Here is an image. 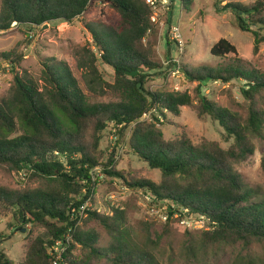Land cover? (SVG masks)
Masks as SVG:
<instances>
[{"label": "trees", "instance_id": "1", "mask_svg": "<svg viewBox=\"0 0 264 264\" xmlns=\"http://www.w3.org/2000/svg\"><path fill=\"white\" fill-rule=\"evenodd\" d=\"M180 1L189 12L193 0ZM101 3L117 15V20L88 29L100 58L114 69L115 81L103 82L97 58L89 52L92 78L86 85L95 94L105 90L102 85L112 89L117 94L113 102L92 103L67 63L46 60L41 86L27 74L17 72L23 54L16 50L0 53V65L3 61L14 74L11 96L0 102V170L10 175L23 172L31 184L39 185L24 190L0 187V224L9 220L8 227L16 225L17 230L32 226L21 264H52L48 247L52 240L69 232L72 243L66 256L68 264H159L152 249L155 242L133 238L123 210L112 208V216L90 210L83 225L71 221L72 208L83 204L92 190L81 181H90L98 166H103L106 176L122 180L129 189L143 190L160 206L167 204L166 228L181 221L175 219L176 213L189 210L191 215L205 216L213 223L212 230L202 232L210 243H264V192L247 185L236 171V165L255 155L256 141L264 140V72L245 65L236 47L221 39L210 54L215 59L235 55L228 64L195 70L182 67L187 80L198 83L195 97L188 92H156L148 84L161 77L165 68L154 60L155 46L149 39V31L154 30L152 10L144 0ZM92 4L93 0H1L0 32L9 31L14 24H72ZM224 9L237 15L235 27L252 33L258 53L264 44V0L248 5L228 3ZM172 24L170 17L168 31ZM166 46L168 59L172 48L169 40ZM135 72L137 76L129 75ZM235 80L245 84L242 94L249 102L246 118L200 94L204 83L228 84ZM185 107L200 120L211 117L233 144L228 149L207 139L196 144L185 129L176 139L166 140L161 128L175 123L167 120L165 111L180 118ZM153 110L163 121L155 114L153 121L142 120ZM112 123L118 135L128 136V151L160 171V183L118 170L115 154L101 164L105 158L100 151L103 135ZM97 227L110 236L107 247L100 246ZM10 239L0 234V264H15L1 249L2 242Z\"/></svg>", "mask_w": 264, "mask_h": 264}, {"label": "rangeland", "instance_id": "2", "mask_svg": "<svg viewBox=\"0 0 264 264\" xmlns=\"http://www.w3.org/2000/svg\"><path fill=\"white\" fill-rule=\"evenodd\" d=\"M257 0H193L190 11H186L180 0L174 1L172 10V23L180 26L183 39L187 44L183 59V66L188 70H195L202 66L217 68L232 61L235 55L227 59H215L211 56L212 47L221 39H226L237 49V55L244 64L264 72V44L259 52L255 53V38L252 33L241 32L235 27L237 15L226 11L224 6L228 3H241L248 5ZM1 4V0H0ZM117 15L105 7L101 0H93L91 8L74 23L54 22L41 27H27L14 24L7 32H0V53L16 50L24 55V60L17 72L27 74L44 85L42 81L43 63L48 59L67 63L77 78L81 88L91 98L92 103H109L117 100V94L105 85V90L97 94L90 92L86 82L92 76L88 69L90 54L97 58V67L103 82L114 84V69L102 61L97 51L88 26L99 27L115 23ZM167 24L156 23L149 37L155 46L154 60L165 68L164 74L155 78L148 87L156 92H188L195 97L198 92V83L187 80L183 70L179 76L168 75V67L164 65V57L168 53L166 46L169 40ZM251 30H256L252 27ZM264 34V31H263ZM145 39V43L147 42ZM171 43V42H170ZM172 44V43H171ZM173 45V44H172ZM175 48V47H174ZM171 49V48H170ZM169 49V50H170ZM173 50V47L170 51ZM0 71V102L11 96L14 86V74L9 65L3 61ZM244 82L235 80L224 84L221 82L204 83L200 94L208 100L217 103L221 108L229 109L246 118L249 113V102L242 94ZM158 115V113H157ZM167 120L175 125H164L161 129L166 140H174L185 129L194 143L203 139L220 143L222 148L228 149L232 139H227L223 129L211 117L198 119L196 113L188 107L182 108L180 118L166 114ZM115 124H110L104 133L100 151L105 155L101 164H106L112 154L118 170H125L136 177H143L155 183L161 182V173L151 169L147 163L132 155L127 148L128 136L118 135ZM115 152V153H114ZM264 140L256 141L255 155L246 162L236 165V171L243 181L250 187L264 192ZM93 174H104L95 169ZM0 187L13 190L35 189L38 184H31L29 176L23 172L10 175L0 170ZM93 207L100 213L112 216V208L125 211L127 227L139 242L147 238L154 241L153 253L159 264H264V243L256 242L251 245L210 243L202 234L197 216H190L187 224L173 222L166 228L161 218L162 206L147 195L143 190L133 191L122 180L106 176L96 186ZM167 207V204L164 205ZM9 220L0 224V234L10 236V240L2 242L1 249L15 264H21L25 257L26 238L32 226L17 230L8 227ZM100 246L107 247L110 236L101 227H97ZM206 232V230H204Z\"/></svg>", "mask_w": 264, "mask_h": 264}, {"label": "built area", "instance_id": "3", "mask_svg": "<svg viewBox=\"0 0 264 264\" xmlns=\"http://www.w3.org/2000/svg\"><path fill=\"white\" fill-rule=\"evenodd\" d=\"M145 3L149 6V8L153 12L152 22L154 23V26L156 23H168L170 20V17L172 16V10L174 1L176 0H144ZM153 30L149 31V34L152 33ZM169 39L170 42L173 44V50L171 51V56L166 59L164 57V65L166 68L172 66V69L168 71L169 76H179L181 72L183 71V59L186 53L187 44L185 40L183 39V34L180 29V26H176V24H172L170 30H169ZM175 47V48H174ZM172 49V48H171ZM171 74V75H170ZM170 114L168 111H165V114ZM152 114L157 115V111L153 110L151 113L145 114L142 118L143 121H153L152 120ZM161 121H163V117L158 116ZM117 159V158H116ZM104 173L103 166H98L95 169H99ZM94 169V170H95ZM93 170V171H94ZM105 174H91V180H82L81 184L84 186H91L92 190L88 197V199L81 204L79 207H73L71 211L70 219L73 222H77L78 225H83V221L87 218L88 212L90 210H95V207H93V200H94V194L95 189L98 184L101 183L105 179ZM84 194H88V189L84 190ZM153 199V197H152ZM154 200V199H153ZM155 201V200H154ZM168 207L162 206L161 210H163V213L161 215V218L165 221V223L169 220V214L167 212ZM98 213H100V210H96ZM183 214L176 213L175 219H181L180 223L183 225L187 224L190 225V222L187 221V219L190 216H193L190 214L189 210H183ZM194 217V216H193ZM198 223L201 226V229L210 231L213 229V223L210 219H208L205 216H197ZM72 243V238L70 235V232L65 234L61 239L59 240H52V244L48 247V253L52 258V264H68L66 256L68 254L69 246Z\"/></svg>", "mask_w": 264, "mask_h": 264}, {"label": "water", "instance_id": "4", "mask_svg": "<svg viewBox=\"0 0 264 264\" xmlns=\"http://www.w3.org/2000/svg\"><path fill=\"white\" fill-rule=\"evenodd\" d=\"M1 67H0V71H1ZM130 76H132V77H134V76H137L138 75V72H135V73H131V74H129Z\"/></svg>", "mask_w": 264, "mask_h": 264}]
</instances>
